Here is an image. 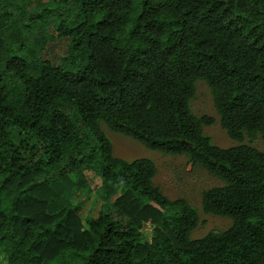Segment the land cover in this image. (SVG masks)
<instances>
[{"label":"trees","instance_id":"16d2710c","mask_svg":"<svg viewBox=\"0 0 264 264\" xmlns=\"http://www.w3.org/2000/svg\"><path fill=\"white\" fill-rule=\"evenodd\" d=\"M199 80L237 145L203 133ZM101 123L221 179L200 209L230 227L190 238L197 209L153 184L151 159L115 157ZM257 135L263 150L243 143ZM85 170L103 200L87 228L71 207ZM0 250V264H264V0H0Z\"/></svg>","mask_w":264,"mask_h":264},{"label":"rangeland","instance_id":"374dc122","mask_svg":"<svg viewBox=\"0 0 264 264\" xmlns=\"http://www.w3.org/2000/svg\"><path fill=\"white\" fill-rule=\"evenodd\" d=\"M59 41L60 39L56 38L54 41L48 42L44 54L52 57L53 54L59 53V48L62 47ZM190 108L192 113L197 117L205 115L214 119L212 125L203 126V133L210 136L214 145L222 148L237 145V142L230 139L225 130L220 127L219 117L213 106L211 91L202 80L195 83V94L190 101ZM100 127L110 139L115 157L128 161L136 158L151 159L157 168L153 184L168 199L183 198L197 209L199 224L191 231L190 238H201L208 232H221L230 227L232 222L230 218L204 214L200 209L202 190L222 185L223 181L221 179L209 174L201 166L193 165L186 155H165L147 149L126 135L110 131L102 123ZM243 143L250 144L258 150H263V142L259 135L252 141L248 137H245ZM84 175L87 179V188L79 190L71 198V207L80 217L84 227L87 228L86 220L98 215L103 200L99 198L96 192L99 186V178L92 171L88 170L84 171ZM150 230L149 224H144L142 231L145 235V240H149ZM0 263H6L5 254L1 250Z\"/></svg>","mask_w":264,"mask_h":264}]
</instances>
